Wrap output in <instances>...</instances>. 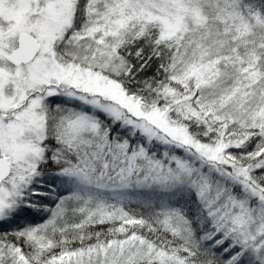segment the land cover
<instances>
[{
  "label": "snow or ice",
  "instance_id": "snow-or-ice-1",
  "mask_svg": "<svg viewBox=\"0 0 264 264\" xmlns=\"http://www.w3.org/2000/svg\"><path fill=\"white\" fill-rule=\"evenodd\" d=\"M0 264H264V0H0Z\"/></svg>",
  "mask_w": 264,
  "mask_h": 264
}]
</instances>
